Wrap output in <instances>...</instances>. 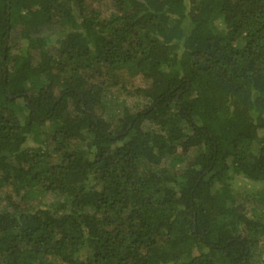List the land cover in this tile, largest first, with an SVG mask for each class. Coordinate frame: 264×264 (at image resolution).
<instances>
[{
    "label": "trees",
    "instance_id": "trees-1",
    "mask_svg": "<svg viewBox=\"0 0 264 264\" xmlns=\"http://www.w3.org/2000/svg\"><path fill=\"white\" fill-rule=\"evenodd\" d=\"M236 178L264 193V0H0V264H249Z\"/></svg>",
    "mask_w": 264,
    "mask_h": 264
},
{
    "label": "rangeland",
    "instance_id": "rangeland-1",
    "mask_svg": "<svg viewBox=\"0 0 264 264\" xmlns=\"http://www.w3.org/2000/svg\"><path fill=\"white\" fill-rule=\"evenodd\" d=\"M126 87L131 90L133 85L137 83L135 79L126 78ZM143 101L140 98H134L126 94L125 91L120 90L118 87L112 90L111 103L114 104V112L118 114L120 110V104L124 103L128 107L137 108L141 105ZM137 105V106H136ZM115 114V115H116ZM152 128V125H147ZM166 165H169V159L167 158ZM234 197L236 202L243 203L248 211H262L264 209V193L261 192L262 188L258 183L251 182L246 179L236 178L232 184ZM4 191V189L2 190ZM1 191V192H2ZM47 201L51 202L53 197H46ZM54 264H60L56 261ZM249 264H264V236L259 246L256 257L253 258L252 262Z\"/></svg>",
    "mask_w": 264,
    "mask_h": 264
}]
</instances>
